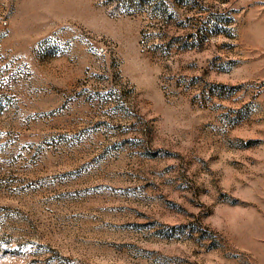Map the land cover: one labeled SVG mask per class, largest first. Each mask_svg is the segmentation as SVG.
I'll use <instances>...</instances> for the list:
<instances>
[{"label": "rangeland", "instance_id": "374dc122", "mask_svg": "<svg viewBox=\"0 0 264 264\" xmlns=\"http://www.w3.org/2000/svg\"><path fill=\"white\" fill-rule=\"evenodd\" d=\"M0 264H264V0H0Z\"/></svg>", "mask_w": 264, "mask_h": 264}]
</instances>
